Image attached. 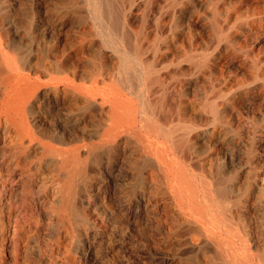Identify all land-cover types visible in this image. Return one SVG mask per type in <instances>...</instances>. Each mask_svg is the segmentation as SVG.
I'll use <instances>...</instances> for the list:
<instances>
[{
  "label": "bare ground",
  "instance_id": "6f19581e",
  "mask_svg": "<svg viewBox=\"0 0 264 264\" xmlns=\"http://www.w3.org/2000/svg\"><path fill=\"white\" fill-rule=\"evenodd\" d=\"M0 264H264V0H0Z\"/></svg>",
  "mask_w": 264,
  "mask_h": 264
}]
</instances>
